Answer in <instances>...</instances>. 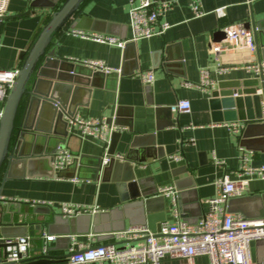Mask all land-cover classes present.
Wrapping results in <instances>:
<instances>
[{
	"label": "crops",
	"instance_id": "0c3cea01",
	"mask_svg": "<svg viewBox=\"0 0 264 264\" xmlns=\"http://www.w3.org/2000/svg\"><path fill=\"white\" fill-rule=\"evenodd\" d=\"M62 1H9L7 14L0 18V68L21 66L20 53L31 47ZM169 1L172 7L162 20L168 21L170 28L160 36L128 41L124 47L74 30L129 38V0H85L77 16L83 28L64 27L54 35L53 45L62 58L81 64L100 60L112 68L109 73L117 72L96 80L93 86L90 81L85 83L90 92L74 93L77 111L72 119L111 118L108 124L114 129L109 134L108 153L125 158L132 152V159L123 168L119 164L116 169H103L109 163L102 165L105 145L79 130L71 132L72 119L65 117L68 131L75 135L66 138L62 147L77 159L74 166L64 169L63 176L39 175L46 168L42 164H36L32 172L38 175L31 177H21L17 169L13 177L6 178L2 171L0 223L26 224L31 240L21 264L38 258L39 249L47 242L45 235L55 236L48 242L53 248L49 253L59 258L70 254L74 242L81 249L110 243L114 238L99 239L98 232L140 226L137 224L146 222L148 216L156 217L158 224L174 221L177 215L194 223L208 211L206 200L217 194L216 182L225 175L233 180L249 179L246 190L229 198L228 211L247 218L264 215L263 181L240 175L243 164L264 165V81L260 73L248 68L264 60V0H200L199 16L191 0ZM219 6L225 7L224 16L214 11ZM246 22L253 23L249 29L258 45L256 51L231 45L226 39L232 25ZM223 31L226 35L219 42L218 34ZM149 69L155 79L144 83L139 73ZM203 70L208 72V84H202ZM257 87L261 91L255 92ZM181 100L190 101V111L178 109ZM23 112L21 108L17 125ZM31 117L32 125L40 129L53 127L48 111L40 115L33 110ZM232 123L238 125L237 131L230 129ZM56 127L65 129L66 123ZM46 137L52 138L47 145ZM36 138L38 146L27 147V152L53 148L57 137L26 132L28 142ZM177 154L182 159L173 160ZM130 171L139 184L129 185L124 180L131 176ZM165 186L175 188V198L160 193ZM64 202L98 209L64 216ZM37 205L49 207L50 212L36 210ZM53 216L60 220L51 231ZM78 216L82 217L75 223V233H64L70 226L66 219ZM97 220L103 223L96 225ZM57 231L60 233H54ZM250 247L254 262L264 264V239L253 240ZM195 263L208 264V257L198 256ZM0 264L8 262L2 258ZM51 264L71 263L65 257ZM161 264H186V260L165 258Z\"/></svg>",
	"mask_w": 264,
	"mask_h": 264
},
{
	"label": "built area",
	"instance_id": "2783aa9c",
	"mask_svg": "<svg viewBox=\"0 0 264 264\" xmlns=\"http://www.w3.org/2000/svg\"><path fill=\"white\" fill-rule=\"evenodd\" d=\"M10 0H0V18L7 14ZM129 15L132 35L121 39L113 35L98 33H85L74 30L84 37L97 41L107 42L124 47L128 41H137L143 38L163 35L171 24L162 20L163 14L172 7L169 0H129ZM195 15L202 14L200 0H191ZM218 16L225 15V7L214 9ZM229 44L239 48L256 51L258 48L253 32L244 23L232 25L226 37ZM84 64L95 69L110 72L112 68L100 60H85ZM249 69L260 73L264 81V60L259 64L248 66ZM224 68H222L223 70ZM19 67L0 68V118L6 100L11 93L17 79ZM144 83H152L155 79L153 70H144L139 73ZM209 83L206 70L202 71V84ZM261 91V90H259ZM189 100H181L178 109L183 112L190 111ZM71 132L80 131L81 134L92 136L105 145L102 165L110 161L108 153L109 134L114 127L108 124L106 118L83 119L75 117L71 121ZM238 125L230 124L232 131H237ZM122 159L121 155H115ZM73 156L63 147H58L55 156V168H64L71 163ZM173 160H180V154L173 155ZM246 158L242 155V161ZM257 176L264 183V165L247 166L243 164L240 175ZM248 178L230 179L229 176L217 180V194L208 198L209 205L206 211L196 222L192 223L177 215L174 221L161 223L158 231H152L147 225L130 227L115 232L114 241L97 245H88L83 249L74 242L70 247L69 262L71 264H161L165 258H182L186 264H196L198 256H207L208 264H257L251 253V242L264 239V215L247 218L240 214L230 213L227 209L229 198L241 194L247 189ZM163 195H172L175 198L176 190L173 186L161 188ZM35 204V202H34ZM97 206H86L64 202L61 211L64 216H74L85 211H96ZM46 252L48 242L55 239L54 235H45ZM2 237H0V240ZM6 261L8 264H21L22 259L28 254L31 240L29 236L18 238H5Z\"/></svg>",
	"mask_w": 264,
	"mask_h": 264
},
{
	"label": "water",
	"instance_id": "95a60500",
	"mask_svg": "<svg viewBox=\"0 0 264 264\" xmlns=\"http://www.w3.org/2000/svg\"><path fill=\"white\" fill-rule=\"evenodd\" d=\"M84 1L85 0H63L52 12L50 19L42 27L31 47L20 53L22 64L19 67L17 79L6 100L0 118V174L4 171V177L6 178L13 177L14 171L17 169L21 170V177L38 175L32 172V169L35 168L36 164H42L46 167L44 169L45 172L43 171L39 175L50 177L55 175L61 177L63 176L62 173L65 168H68L71 165L74 166L77 159L76 157L72 158L71 163L58 170H56L55 165L53 164L58 147L64 145L66 138L75 135L68 131V121L65 120V117L72 119L77 111V103L74 101L73 95L78 90L86 89L90 92V88L84 86L88 81H90L92 84L91 86H93L96 83V80L117 74V72L104 73L102 71H94L84 64L68 61L57 54L56 46L53 45L54 35L64 27H67V29L83 28L82 21L78 22L77 16L81 13L80 7ZM252 24V22H246L245 26L250 28ZM254 25H256V23H254ZM257 25L259 26L260 23ZM218 35L217 41L220 42L224 39L226 32H219ZM84 68H87L88 71L84 72ZM84 76L86 77L85 79L83 78ZM258 90V87L254 89L255 92ZM257 98L259 99L260 105V97L257 96ZM21 108L24 109V112L17 125L18 115ZM33 110L39 111L40 115L44 111H48L53 127L40 129L37 124L32 125L33 118L31 117V114ZM259 116L262 117L261 109ZM63 121L66 123V128L57 130L56 125L62 124ZM111 121V118L107 119V122L110 123ZM28 131L43 132L47 136L55 135V137H57L55 140L56 143L53 148L41 147L40 150H30V152H27V147L34 149L38 146L37 138L34 142H28L25 139L26 132ZM45 139V145H47L52 138L46 137ZM131 153L125 158L115 159V154L110 152L111 159L106 166H103V169L109 170L111 166L116 169L119 164L121 166L120 168H123L127 163L129 164V159H132ZM70 154L72 155L71 152ZM129 169H131L130 166ZM130 173L131 176L124 180L128 181L129 185L132 183L139 184L140 181L136 180L133 172L130 171ZM74 176L75 174H73V177ZM38 208H46L47 212H50V208L47 206L37 205L36 210H38ZM81 217L82 216L70 217L66 219L65 222L70 226L68 228L69 230H67L68 232L64 233H75V223ZM155 219L156 217L148 216L146 222L143 221V224L140 223L137 225H147L155 232L158 231L161 226V223L158 224L157 222H154ZM59 220V216H53V222L49 223V229L51 231L54 229L53 227H57ZM100 222L101 221L97 220L96 225H100ZM125 229L126 228H122L120 230H113L105 233L98 232L99 234H97V237H99V239L114 238L115 231H122ZM27 232L26 224L0 223V234L2 237L0 240V260L7 256L4 239L26 237ZM54 233L60 232L57 231ZM51 250H53L51 247H47L46 252H43V248L39 249L41 254L36 260H33L29 264H51L62 258H69L70 256V254H68L58 258L49 253Z\"/></svg>",
	"mask_w": 264,
	"mask_h": 264
}]
</instances>
